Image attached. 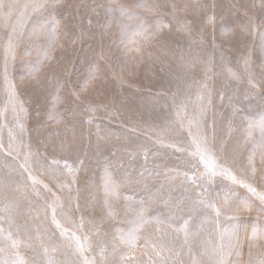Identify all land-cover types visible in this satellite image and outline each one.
I'll use <instances>...</instances> for the list:
<instances>
[{
	"label": "rangeland",
	"instance_id": "rangeland-1",
	"mask_svg": "<svg viewBox=\"0 0 264 264\" xmlns=\"http://www.w3.org/2000/svg\"><path fill=\"white\" fill-rule=\"evenodd\" d=\"M262 117L264 0H5L0 264H260Z\"/></svg>",
	"mask_w": 264,
	"mask_h": 264
},
{
	"label": "bare ground",
	"instance_id": "bare-ground-1",
	"mask_svg": "<svg viewBox=\"0 0 264 264\" xmlns=\"http://www.w3.org/2000/svg\"><path fill=\"white\" fill-rule=\"evenodd\" d=\"M214 12L216 11L217 12V14H219V16H220V18H224V19H226L227 17H236V18H234V19H232V23L234 22V24H239V23H242L243 25H245L244 27H245V29L247 28V25L246 24H248L250 21H251V19H252V17L251 16H243V15H237L234 11H233V13L232 14H228L229 13V10H227V7L226 6H224V5H222V8H220L219 7V5L218 6H216V7H214ZM197 11H200V9L198 8V7H195L194 6V12H197ZM206 14L208 13V11H210V7H207V5H206V7H205V9L203 10ZM221 13V14H220ZM240 18H246V24H245V22L242 20V19H240ZM225 22H226V20H225ZM225 22L223 21V25L224 26H227V25H225ZM193 25H194V29H195V31H197V28L196 27H200V28H204V30H205V32H209L207 35H206V37H211V38H215L214 37V35H211L210 33H211V31L215 28V27H217V26H213V25H208L206 22H205V20L203 19V15H201L200 13H199V15H196L195 17H194V19H193ZM239 27V26H238ZM219 28L220 29H222V27H218L217 28V31H219ZM241 30H244V29H241ZM237 31V30H236ZM235 31V32H236ZM198 33H199V31H197ZM174 33H176V32H173L172 34H174ZM168 34H171L169 31H167V33H162L161 35H160V37L158 38V39H160V40H162V38L164 39V40H166L167 38H168ZM225 36H222L221 38H220V36H218L217 38H219L218 39V42L220 43V40H222V38H224ZM196 38H198V36L196 37ZM235 38H237V37H235ZM234 38V39H235ZM194 42H197L195 39H194ZM235 42V41H234ZM236 43H239V42H236ZM198 44H199V46H203V45H200V43L198 42ZM239 44H241V45H244V43L241 41ZM196 46V45H195ZM209 46V44L207 45V47ZM197 47V46H196ZM204 47H205V45H204ZM210 47H213L212 45H210ZM198 48V47H197ZM163 51L165 52V54H167V53H170L171 51L168 49V47L166 46L164 49H163ZM190 57H194L195 58V60H197V55H195V53L193 52V51H190ZM180 67H184V68H188L186 65H185V63H181V65H179ZM192 75L194 76V71H192ZM157 80H161V79H159V78H156ZM153 81H154V79H152ZM162 82H165V81H161L160 83H162ZM180 93L178 92V91H175V93H174V95L177 97L178 95H179ZM141 108H142V111L143 112H145V111H148V110H150L151 108H150V106L147 104V103H142L141 104ZM201 108V107H200ZM157 128H160V126H158ZM262 139H263V141H264V136H262ZM225 159L226 160H228V161H234V158L233 157H229V156H225ZM64 162V161H63ZM62 162V163H63ZM212 169V168H211ZM53 172V174H54V171H52ZM253 173L251 172V171H249L248 173H246V175H247V177H250V175H252ZM263 182V183H262ZM261 184H262V186L264 185V179L261 181ZM243 245V248H242V250L243 251H245V252H249L250 251V249H249V247H248V245H246L245 246V244L243 243L242 244ZM250 261H252V260H247V261H244V263L241 261V263L242 264H251V263H249ZM254 262V261H253ZM253 264V263H252Z\"/></svg>",
	"mask_w": 264,
	"mask_h": 264
},
{
	"label": "snow or ice",
	"instance_id": "snow-or-ice-1",
	"mask_svg": "<svg viewBox=\"0 0 264 264\" xmlns=\"http://www.w3.org/2000/svg\"><path fill=\"white\" fill-rule=\"evenodd\" d=\"M5 7V0H0V8H4ZM52 23H53V29H52V36L54 37L55 36V32H56V27H55V25L58 23L57 21H52ZM9 47H11V41H9ZM91 73H89V78H91ZM62 86V85H61ZM261 124H262V126H264V117H262V119H261ZM262 159H264V153H262ZM251 161H252V158L250 157L249 158V162L251 163ZM69 171L71 172L72 170H71V168H69ZM105 172H106V175H107V170H105ZM252 173L254 174L255 173V167L253 166L252 167ZM229 179H232V180H235L236 178L234 177V176H229L228 177ZM246 187H248L249 188V190L250 191H252L253 193H255V189L254 188H252L250 185H245ZM260 199H261V201H264V194H260ZM221 210H217V214H219V212H220ZM252 235H253V238H255V236H256V230L255 229H253V232H252ZM236 247H237V249H239V244H237L236 245ZM237 255H239L240 253H239V251L237 250V253H236ZM260 264H264V260H262L261 262H260Z\"/></svg>",
	"mask_w": 264,
	"mask_h": 264
}]
</instances>
